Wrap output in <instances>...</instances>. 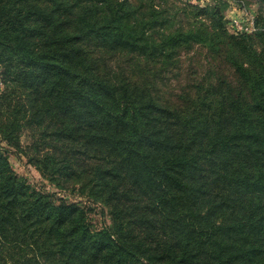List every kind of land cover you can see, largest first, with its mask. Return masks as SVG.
Masks as SVG:
<instances>
[{
	"label": "trees",
	"instance_id": "16d2710c",
	"mask_svg": "<svg viewBox=\"0 0 264 264\" xmlns=\"http://www.w3.org/2000/svg\"><path fill=\"white\" fill-rule=\"evenodd\" d=\"M152 1L0 0V264H264V25L235 35L223 6L190 5L184 26ZM195 47L227 74L168 94Z\"/></svg>",
	"mask_w": 264,
	"mask_h": 264
},
{
	"label": "rangeland",
	"instance_id": "374dc122",
	"mask_svg": "<svg viewBox=\"0 0 264 264\" xmlns=\"http://www.w3.org/2000/svg\"><path fill=\"white\" fill-rule=\"evenodd\" d=\"M152 4H156L169 10L172 13L173 10L180 9L177 12L176 23L186 25L191 21L188 19L187 12H183L182 9L189 7L190 5H218L224 7V17L226 19L234 17L236 14H253L258 20V24L263 27L264 25V2L262 0H153ZM231 34V33H230ZM225 52L222 54H212L208 49L202 47H195L189 53L182 54L179 68L181 73L179 76L170 74L168 75V81L166 83L165 90L168 94L177 92L185 82L186 76L189 71L198 72L201 76L206 74L210 70H215L214 67H222L225 74L224 58ZM3 86L0 78V92ZM1 147H6L4 142H0ZM8 159L15 171L21 177H24L29 184H31L38 191L53 193L56 195L58 201L64 200L70 203H76L84 208L87 212L88 223L92 230H100L105 226H110L111 219L108 210L101 204L92 202L88 197L80 195L72 189L60 190L53 184L45 180L40 173L31 165L27 163V160L14 153L12 148H8Z\"/></svg>",
	"mask_w": 264,
	"mask_h": 264
},
{
	"label": "built area",
	"instance_id": "2783aa9c",
	"mask_svg": "<svg viewBox=\"0 0 264 264\" xmlns=\"http://www.w3.org/2000/svg\"><path fill=\"white\" fill-rule=\"evenodd\" d=\"M229 20V29L235 35L253 34L258 28L256 26V17L253 14H236Z\"/></svg>",
	"mask_w": 264,
	"mask_h": 264
}]
</instances>
